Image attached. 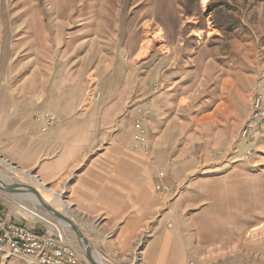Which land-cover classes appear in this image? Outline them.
Here are the masks:
<instances>
[{"label": "rangeland", "instance_id": "rangeland-1", "mask_svg": "<svg viewBox=\"0 0 264 264\" xmlns=\"http://www.w3.org/2000/svg\"><path fill=\"white\" fill-rule=\"evenodd\" d=\"M207 1L0 0V158L17 168L0 162V182L50 201L44 183L72 204L78 174L124 149L150 183L152 216L121 235L49 203L79 223L103 264H144L161 219L176 238L170 264H264V125L254 142L240 139L251 98L264 100V0ZM64 153L74 162L45 183L41 166ZM153 172L170 193L156 192ZM30 196L0 191V209L29 227L54 224L89 264Z\"/></svg>", "mask_w": 264, "mask_h": 264}, {"label": "crops", "instance_id": "crops-1", "mask_svg": "<svg viewBox=\"0 0 264 264\" xmlns=\"http://www.w3.org/2000/svg\"><path fill=\"white\" fill-rule=\"evenodd\" d=\"M73 157L64 153L44 163L40 169L41 179L48 183L59 177L68 168L67 166L74 162ZM138 164V157L133 153L124 149H112L97 156L78 174L71 188L72 204L70 205L74 207L76 214L86 218L87 229L93 227L91 221L93 223L102 219L103 224L99 229L104 228L109 231L117 227L121 235L128 222L132 223L139 218L148 220L152 216L154 201L150 195L151 186L149 181L139 180ZM164 183L169 185L165 178ZM13 220L27 226L20 221V218L19 221ZM36 227L31 228L38 231L47 228L42 224ZM156 228L160 235L157 239L148 242L143 255L146 256L144 264H170V255L173 251L171 245H177L176 238L174 239L169 231L165 232L162 219ZM181 262L184 263L183 258ZM14 264L22 263L15 261Z\"/></svg>", "mask_w": 264, "mask_h": 264}, {"label": "built area", "instance_id": "built-area-1", "mask_svg": "<svg viewBox=\"0 0 264 264\" xmlns=\"http://www.w3.org/2000/svg\"><path fill=\"white\" fill-rule=\"evenodd\" d=\"M251 111L248 121L240 132V139L254 142L256 135L264 125V100L256 93L250 100ZM137 130L140 125L135 124ZM141 133L133 141V148L143 144ZM156 180L157 193L168 194L169 185L164 183V174L153 172ZM52 228L38 231L15 222L0 209V264H7L11 259H17L22 264H79L78 255L64 240L62 232L54 224Z\"/></svg>", "mask_w": 264, "mask_h": 264}, {"label": "water", "instance_id": "water-1", "mask_svg": "<svg viewBox=\"0 0 264 264\" xmlns=\"http://www.w3.org/2000/svg\"><path fill=\"white\" fill-rule=\"evenodd\" d=\"M0 191L12 195L33 196L36 204L41 206L51 216L52 219L57 221V223L60 225L65 224L68 229L75 234L76 239L83 250L84 258L89 264H103L98 260L99 258L93 255L92 248L83 233L81 232V230L79 229L78 225L70 217L57 212L52 206L45 203L42 197L40 196L39 192L35 188L21 184L6 185L0 182Z\"/></svg>", "mask_w": 264, "mask_h": 264}, {"label": "bare ground", "instance_id": "bare-ground-1", "mask_svg": "<svg viewBox=\"0 0 264 264\" xmlns=\"http://www.w3.org/2000/svg\"><path fill=\"white\" fill-rule=\"evenodd\" d=\"M207 3H208L207 0H201V6H202L203 8L207 6ZM15 5H16V4H15ZM162 35H163V34H162V31H158V32L156 33V37H158V39H159L160 41H161V40L163 39V37H164V36H162ZM162 41H163V40H162ZM148 44H149V43H148ZM148 44L141 46L140 51H139L138 54H137V57H138V58L144 57V56L147 54V51L149 50V46H148ZM0 162L3 163L8 169L13 170V171H17V168L15 167V165H14L13 163H10L9 161H7V160H5V159H1V158H0ZM20 173H21L22 175H24L27 179H33V178L37 179L36 176H34L32 173H30V171H21ZM40 187H41L42 189H44V190H47V191L51 194V200H50V201L47 200V199H45V198H42L43 201H44L45 203L49 204L50 202H53L54 204L57 203V204L61 205V206L64 207V208L70 207V204L67 203L65 200H64V201L61 200V199H60L61 197H60L55 191L50 190V189H47V187L45 186L44 183H40ZM38 192H39V194H40V196H41V191H38ZM41 197H42V196H41ZM29 198H30L34 203H36V202H35V199H34L33 196H30ZM31 200H30V201H31ZM61 226H63V228H65V229H68V227H67L65 224H61ZM98 260L101 262L100 259H98Z\"/></svg>", "mask_w": 264, "mask_h": 264}]
</instances>
